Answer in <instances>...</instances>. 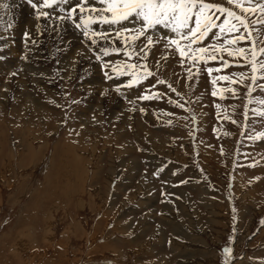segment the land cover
Masks as SVG:
<instances>
[{
    "label": "rangeland",
    "instance_id": "rangeland-1",
    "mask_svg": "<svg viewBox=\"0 0 264 264\" xmlns=\"http://www.w3.org/2000/svg\"><path fill=\"white\" fill-rule=\"evenodd\" d=\"M76 1L60 3L54 11L65 14L62 9ZM208 1L230 7L227 0ZM2 3L7 9L0 8V40L6 41L7 47L4 45L0 54L15 63L0 72V94L8 91L2 85L4 78H17L23 89L11 84V90H23L34 101L29 107L24 101L14 102L16 92L7 94V101L0 100V264H264V164L247 172L237 168L245 161L238 159L242 148L261 159L264 139L256 140L262 153L253 141L240 142L239 135L237 149H232L237 139L235 125H240L236 122L243 120L241 94L246 87H235L216 106L224 118H228L226 113L236 117V121L232 120L235 125L213 120V109L201 104L206 99L201 88L203 78L188 80L163 41L150 46L147 56L155 60L150 62L154 73L194 98L191 109L197 108L194 112L199 143L198 155H193V144L183 145V133L177 139L180 145L170 140L171 131L178 132V127L157 129L159 123L152 120L163 117L151 114L149 108L139 113L102 82L98 64L88 53L92 46L84 47L73 40L79 34L70 21L53 19L59 21L54 26L45 20L40 24L37 19L35 25L17 22L15 26L11 8L23 3L1 0ZM93 4L102 6L96 0ZM45 24L56 30L65 28L57 38L42 27ZM162 26H156L157 33L164 29ZM6 29L14 35L13 41ZM26 32L30 43L23 49L21 36ZM248 40L252 46L249 36ZM98 43L106 46L103 41ZM32 47L36 49L35 58L20 62L21 50L27 54ZM66 49L72 53L63 58ZM62 58L67 59L66 63L61 62ZM90 65L96 66L95 70ZM237 72L242 68L238 67ZM90 75L99 83L94 92L83 89ZM125 78L113 74L109 81L117 86ZM121 93L129 99L137 96V89L129 87ZM255 97L264 101V93L256 91ZM62 104L68 109L65 113L61 111ZM174 113L184 115L181 109ZM251 122L264 129V119ZM220 127L233 132L212 140L211 130ZM219 148L223 151H217ZM150 169L158 171L163 180L191 179L192 173L198 180L193 177L177 189L182 192L181 201L165 196L159 203ZM254 173L263 176L247 184L245 180ZM228 175L231 186L235 179L231 188L234 195L226 189ZM112 180L115 184L109 196ZM225 248H230L231 253L226 255Z\"/></svg>",
    "mask_w": 264,
    "mask_h": 264
},
{
    "label": "snow or ice",
    "instance_id": "snow-or-ice-1",
    "mask_svg": "<svg viewBox=\"0 0 264 264\" xmlns=\"http://www.w3.org/2000/svg\"><path fill=\"white\" fill-rule=\"evenodd\" d=\"M102 7H96L93 0H77L76 5L70 6L66 11L65 16H59L57 19L62 21H72L76 28L82 29V34L91 40L93 44L97 43V39H109L110 34L107 32H97L92 30L91 25L101 23L105 25H117L121 27L115 33L117 39L124 34L125 44L134 43L144 38L146 43L143 47L139 48L140 52H144L149 46L160 43L159 37H154L148 34L149 29H154L157 25H163L165 28L171 30L174 36H165L164 44L166 48H173L181 56V63L183 64L185 57L193 63L203 60L204 55L207 59L215 60L217 53L227 52L228 56L247 55L245 48L233 49L229 46L235 45L238 41L247 40L248 36L240 33L232 38L225 39L222 44L206 45L200 47H193L198 45L204 40L206 36L213 29L218 28L219 32L215 33V38L226 33H236L240 31L241 26L246 32H249L254 24H264V19H257L254 21L248 20V14L259 12L264 16V3L253 4L252 0H227L229 5H235L239 12L234 11L230 7H224L221 4L211 3L208 0H96ZM30 6L36 10L37 16L48 17L50 13L45 11L46 8H54L58 3L68 4V0H28ZM0 7H7L6 4ZM216 12L224 14L223 22L217 23L220 19ZM130 19L139 20L141 23L139 27L127 28L124 27L122 22L129 21ZM27 36L28 34L25 33ZM95 37V38H93ZM105 55L108 54L107 49H101ZM114 51L119 52L120 49L116 48ZM260 53H264V48L259 49ZM256 51H252L253 60L248 61L253 64L255 60ZM125 55H129L125 51ZM100 59V57H97ZM227 67V61L223 64ZM260 68L264 69V62H260ZM128 68L134 69L136 65L129 64ZM147 76L152 73L147 70V66H143ZM207 71L211 74L213 71L219 72L220 69L208 68ZM256 71L253 64V72ZM243 76V74H240ZM255 79V76L252 77ZM135 79V78H134ZM218 79L229 80L228 76H221ZM138 82V81H137ZM164 83L163 80L157 81ZM215 83V81H213ZM132 86V82L129 83ZM119 91V88H117ZM216 93L213 92V95ZM147 99L148 97H140ZM264 103V101H262ZM182 106V105H181ZM226 255L231 253L230 248H225ZM227 264V261H225Z\"/></svg>",
    "mask_w": 264,
    "mask_h": 264
},
{
    "label": "bare ground",
    "instance_id": "bare-ground-1",
    "mask_svg": "<svg viewBox=\"0 0 264 264\" xmlns=\"http://www.w3.org/2000/svg\"><path fill=\"white\" fill-rule=\"evenodd\" d=\"M1 1V0H0ZM9 2H12V1H14V0H8ZM22 2V1H21ZM77 2V1H76ZM15 3H17L16 1H15ZM19 3H20V1H19ZM18 3V4H19ZM23 4L21 5V6H17V4H16V7H13V8H11L12 10L10 11V18H14L15 19V21L16 22H13L14 24L15 23H17V22H22L21 24H23V23H25V24H32V25H35V23L37 24V22H36V18L33 16V13H35L36 11H32V9L29 7V6H27V4L25 3V2H22ZM3 4V3H2ZM1 4V5H2ZM60 5V3H58V4H56V5H54V8H46L45 9V11H49L48 13H50V16L49 17H47L46 19H40V22H38V23H40L41 24V20L43 21V20H45L46 22H47V24L48 25H50V22H52L53 24H54V26H55V24H57V23H59V21H56V20H53V19H57V17H58V13L57 12H55L54 11V9L56 8V7H58ZM10 6V5H9ZM19 7H22V8H19ZM68 7H70L69 5L68 6H66L65 7V9H67ZM1 8V7H0ZM6 9H7V7H6ZM59 9V8H58ZM0 11H1V9H0ZM57 11H59V10H57ZM9 13V12H8ZM67 13H66V11H65V14L64 15H66ZM1 15V14H0ZM7 17V16H6ZM9 17V16H8ZM49 18H51L53 21H51ZM13 19V20H14ZM6 20V19H5ZM62 21V20H61ZM0 22H2L1 21V19H0ZM5 22V21H4ZM7 22H9L8 20H7ZM12 22V21H11ZM64 22H66V21H64ZM2 24V23H1ZM10 24V23H9ZM47 24H45V25H42V27H44V29L47 27L48 29H50L52 32H53V34H54V36H56L57 38H59L60 37V34H57V33H59V32H61V31H63V29L65 28V27H63V28H59L58 30H56V28H54V27H49ZM17 24H15V26H16ZM39 25V24H38ZM2 26V25H1ZM97 26H98V24H94L93 26H91V28H92V30H96L97 29ZM25 27V26H24ZM163 27V26H162ZM12 28H13V26H12ZM26 29H27V26H26ZM42 29V28H41ZM157 29V28H156ZM36 30V29H35ZM158 30H163L162 32L160 31V32H158V33H163V32H166L167 30L166 29H158ZM68 31V30H67ZM3 32V31H2ZM23 32V31H22ZM43 32V31H42ZM51 32V33H52ZM27 33V32H26ZM30 33V32H29ZM68 33V32H67ZM3 34V33H2ZM12 34V33H11ZM17 34V33H16ZM36 34V33H35ZM34 34V35H35ZM46 34V33H45ZM44 34V35H45ZM75 34V33H74ZM33 35V36H34ZM40 36V35H39ZM62 36V35H61ZM2 37V36H1ZM50 37V36H49ZM48 37V38H49ZM39 37H37V39H38ZM51 38V37H50ZM67 38V37H66ZM72 38V37H71ZM10 39V38H9ZM68 39V38H67ZM52 40V39H51ZM61 40V39H60ZM70 40V39H69ZM6 41H4V40H0V49H2V48H5V46L7 45L6 43H5ZM7 42H9V41H7ZM55 42V41H54ZM68 43H69V41H67ZM73 43V42H72ZM100 43H102V42H100ZM6 44V45H5ZM36 44V43H35ZM58 44V43H57ZM60 44V43H59ZM5 45V46H4ZM9 45V44H8ZM32 45V44H31ZM60 46V45H59ZM59 46H56V48H59ZM7 47V46H6ZM15 47V46H14ZM18 47V46H17ZM29 47V46H28ZM22 48V47H21ZM30 48V47H29ZM15 49V48H14ZM24 49V48H23ZM28 50V49H27ZM26 50V51H27ZM34 50H36L35 48H33L32 47V49H31V51L29 52V53H25L26 54V60H24V61H28L29 59H32V58H35V51ZM60 50H61V46H60ZM62 51H64V50H62ZM69 51H71V49L70 50H67L66 49V51H64L63 52V58H68V57H70V54L72 53H69ZM0 52H1V50H0ZM2 52H9V51H6V50H2ZM12 52V51H11ZM73 55V54H72ZM0 57H1V59H2V62H0V64H1V70H0V72L1 71H5V70H8L10 67H12V66H14V61L13 60H9V59H6V58H3V56H2V54H0ZM82 57V56H81ZM11 58V57H10ZM19 58V57H18ZM36 58H37V56H36ZM62 58V60H61V62H65L66 63V61H67V59L65 60V59H63ZM87 58V57H86ZM17 59V58H16ZM38 59V58H37ZM36 60V59H35ZM75 60V59H74ZM83 60V59H82ZM23 61V60H22ZM21 61V62H22ZM76 61V60H75ZM92 61V60H91ZM90 61V62H91ZM17 62H18V60H17ZM16 62V63H17ZM71 61H69L68 60V63H70ZM73 62V61H72ZM71 62V63H72ZM77 62V61H76ZM84 62V61H83ZM27 63V62H26ZM85 63H87L88 64V62H85ZM93 63V62H92ZM28 64V63H27ZM64 64V63H63ZM91 64V63H90ZM30 65V64H29ZM37 65V64H36ZM66 65V64H65ZM16 66H17V64H16ZM61 66V65H60ZM70 66V65H69ZM72 66L74 67V68H76L77 67V65L76 64H72ZM79 66V65H78ZM91 66V65H90ZM18 67H20L19 65H18ZM21 67H22V65H21ZM25 67H27V65L25 66ZM36 67V66H35ZM62 67H64V66H62ZM96 66H91L90 67V69L91 70H93L94 68H95ZM17 68V67H16ZM15 68V69H16ZM34 68V67H33ZM32 68V69H33ZM64 68H67V67H64ZM82 68V67H81ZM18 69V71L19 70H21V69H19V68H17ZM16 69V70H17ZM35 69V68H34ZM23 70V69H22ZM36 70V69H35ZM34 70V71H35ZM77 70V69H76ZM89 70V69H88ZM95 70V69H94ZM17 71V72H18ZM24 71V70H23ZM33 71V70H32ZM8 72V71H7ZM96 72V71H95ZM4 73V72H3ZM6 73V72H5ZM16 73V72H15ZM20 73V72H19ZM32 73V72H31ZM30 73V75H32ZM9 74V73H8ZM29 75V74H28ZM29 75V76H30ZM6 76V75H5ZM4 76V77H5ZM9 76V75H8ZM17 76V75H16ZM28 76V77H29ZM22 77V76H21ZM20 77V78H21ZM27 77V76H26ZM36 77V76H35ZM69 77V76H68ZM96 77V76H95ZM12 79V78H11ZM36 79V78H35ZM87 80H85L84 81V84H85V86H84V91H85V89L86 88H90L91 90V92H94L93 90H94V88L95 87H98V85H99V83H98V80H96L95 81V78H93L91 75H90V77H88V78H86ZM7 80V82H4V81H6ZM3 84L2 85H4V87L6 88V90H8V91H5V92H3L2 94H0V100H2L3 102L4 101H7V100H5V99H7V94H11L12 92H16L15 94H14V99H13V101L14 102H20V101H24L25 103H27L28 104V107H29V105H31V104H33V101H34V98H33V96H29L28 95V97L23 93L24 91L23 90H17L16 88H14V90H11V88H10V85L11 84H14L15 85V87L16 86H20V88H22L21 86L23 85H21V82L17 79V78H15L14 80L12 79V80H10V79H8V77L7 78H4L3 80ZM22 81V80H21ZM12 82H14V83H12ZM5 83H8V84H5ZM23 83V82H22ZM89 84V85H88ZM13 86V85H12ZM24 86V85H23ZM0 87H2L1 85H0ZM30 87V86H29ZM34 87V86H33ZM10 88V89H9ZM25 88V87H24ZM23 89V88H22ZM87 92V91H86ZM90 93V92H89ZM34 95V94H33ZM100 95V94H99ZM105 97V96H104ZM4 99V100H3ZM111 101V100H110ZM1 102V101H0ZM38 102V101H37ZM37 102H34L35 104L37 103ZM4 104V103H3ZM6 104V103H5ZM4 104V105H5ZM20 104V103H19ZM21 105V104H20ZM36 105H38V104H36ZM32 106V105H31ZM116 107V106H115ZM114 107V108H115ZM27 108V107H26ZM34 112V111H33ZM113 112V111H112ZM115 112V111H114ZM110 115V114H109ZM119 115V114H118ZM120 116V115H119ZM100 119V118H99ZM133 119V118H132ZM93 133V132H92ZM93 136V135H92ZM161 143V142H160ZM86 144V143H85ZM64 146V145H63ZM74 147V146H73ZM32 149V148H31ZM30 149V150H31ZM63 149V148H62ZM84 152V151H83ZM66 153V152H65ZM85 172V171H84ZM130 178V177H129ZM94 181V180H93ZM78 182V181H77ZM76 183V182H75ZM90 185V184H89ZM77 186V185H76ZM108 191V190H107ZM136 194V193H135ZM174 208V207H173ZM138 211V210H137Z\"/></svg>",
    "mask_w": 264,
    "mask_h": 264
},
{
    "label": "built area",
    "instance_id": "built-area-1",
    "mask_svg": "<svg viewBox=\"0 0 264 264\" xmlns=\"http://www.w3.org/2000/svg\"><path fill=\"white\" fill-rule=\"evenodd\" d=\"M21 53L23 54V56H19V61L21 62V58L20 57H24L25 58V53L23 52V51H21ZM60 107H61V111H63V113H65L66 112V110H68L67 109V106L65 105V104H62V105H60ZM65 111V112H64ZM62 113V114H63ZM63 115H65V114H63ZM231 156V155H230ZM253 156H255L256 158L258 157V155L256 154V155H253ZM261 157V159H258L259 160V163L260 164H264V157L263 156H260ZM236 173V172H235ZM155 181V183H156V188H157V190H158V182L156 181V180H154ZM137 182V181H136ZM115 184V180H112L111 181V183H110V189H109V196H110V194H111V188L113 187V185ZM109 198V197H108Z\"/></svg>",
    "mask_w": 264,
    "mask_h": 264
},
{
    "label": "crops",
    "instance_id": "crops-1",
    "mask_svg": "<svg viewBox=\"0 0 264 264\" xmlns=\"http://www.w3.org/2000/svg\"><path fill=\"white\" fill-rule=\"evenodd\" d=\"M144 171H147V170H144ZM158 194H159V190H158ZM164 197H165V195H164ZM163 197V198H164ZM159 198V195H157V199ZM264 229V228H263ZM263 231V230H262ZM238 263H241L240 261H238Z\"/></svg>",
    "mask_w": 264,
    "mask_h": 264
}]
</instances>
